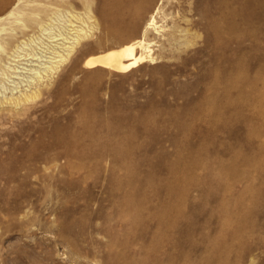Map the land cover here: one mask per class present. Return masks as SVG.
<instances>
[{"label": "rangeland", "instance_id": "obj_1", "mask_svg": "<svg viewBox=\"0 0 264 264\" xmlns=\"http://www.w3.org/2000/svg\"><path fill=\"white\" fill-rule=\"evenodd\" d=\"M163 2L188 32L155 59L85 65L117 40L76 0L66 59L47 30L0 75V102L37 93L0 108V264H264V0Z\"/></svg>", "mask_w": 264, "mask_h": 264}, {"label": "bare ground", "instance_id": "obj_2", "mask_svg": "<svg viewBox=\"0 0 264 264\" xmlns=\"http://www.w3.org/2000/svg\"><path fill=\"white\" fill-rule=\"evenodd\" d=\"M100 1V17L107 23L106 32L115 37L117 45L86 58L85 65L88 67L102 66L117 71L127 70L140 62L152 60L157 57L154 54L153 47L155 41L156 45L167 49L166 47L174 46L184 39L185 33L188 32L187 28L180 27L171 29L165 27L168 30L164 29L162 22L168 19L169 15L166 11V3L163 2L164 0ZM75 2L76 0H0V75L3 80L13 78L12 81L16 83L15 80L19 79L17 76L25 73L20 69L23 67H20L24 63L23 61L27 60L32 62L39 59L38 53L32 48L29 50L26 46L39 38V36L43 39L42 35H45L47 30H49L47 38L50 39L47 42V48L48 50L52 49V53L55 54L53 58H57L51 61L52 64L47 67L52 69L66 59V56L70 52L65 54V52L61 53V51H56V46L52 45V42L63 40L61 44L65 45L68 42L65 40L69 39L68 35L65 36L67 33L62 30V27L58 29L52 23V18L53 16H60L62 10L68 9L67 5H74ZM84 2L86 7L91 10L93 0H84ZM69 20L72 23V19ZM208 26L211 37L215 39L219 34L218 22L215 18H211ZM55 28L57 29L54 30ZM127 33H129V36H127ZM82 36V34H78L76 38L77 43H79ZM75 44L65 47V49L70 50L75 47ZM157 54L159 55V53ZM53 63L57 64L54 65ZM99 71L101 70L98 69ZM244 76L243 74L242 78ZM250 82L253 81L250 80ZM16 93L13 92L12 88L9 94H4L5 97L0 102V108L6 109L9 106H19L23 102L30 101L36 97L37 94L35 92L32 95L16 96ZM261 93L262 98L260 99L264 103V90ZM263 110L262 108L259 110L261 115Z\"/></svg>", "mask_w": 264, "mask_h": 264}]
</instances>
